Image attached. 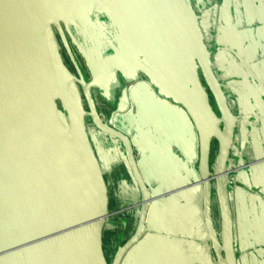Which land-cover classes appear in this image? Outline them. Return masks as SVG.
Masks as SVG:
<instances>
[{"label": "water", "instance_id": "obj_1", "mask_svg": "<svg viewBox=\"0 0 264 264\" xmlns=\"http://www.w3.org/2000/svg\"><path fill=\"white\" fill-rule=\"evenodd\" d=\"M219 50L235 57L264 101V81L245 56ZM213 54L193 0H0V264H122L148 232L182 238L193 254L207 246L210 264H238L229 159L238 134L243 148L250 143L241 121H264V112L233 111ZM144 86L190 119L199 140L195 163L139 126ZM121 118L184 169L160 182L166 231L148 228L154 185L132 135L117 125ZM89 119L121 143L140 196L134 231L110 261L104 236L113 213ZM191 170L196 179L187 187L200 186L205 237L195 225L190 234L171 229L169 183Z\"/></svg>", "mask_w": 264, "mask_h": 264}, {"label": "crops", "instance_id": "obj_2", "mask_svg": "<svg viewBox=\"0 0 264 264\" xmlns=\"http://www.w3.org/2000/svg\"><path fill=\"white\" fill-rule=\"evenodd\" d=\"M193 3L201 15L206 42L214 51L213 62L224 64L232 74L231 79L234 74L238 79L236 83H230V78H225L223 82L218 76L225 91L227 88L224 83L227 81L228 86L234 88L233 92L240 95L239 90L244 89L251 94L245 100L254 99L257 105L262 106L251 104L255 105L252 109L248 103L240 101L235 108L228 94L233 111L238 115L263 113L264 101L245 78L238 61L230 53L219 49L231 47L239 51L264 81V0H193ZM143 89V97L136 98L135 107L138 124L143 132L157 143L169 145L184 161L195 163L199 140L188 116L181 109L160 100L149 87L144 86ZM103 117L108 119L110 115L104 113ZM117 125L132 135L141 171L149 184L154 185V205L149 214L148 228L166 231L167 195L164 194L165 186L160 182L182 173L184 169L170 155L159 151L149 142L130 119L121 118ZM89 131L108 187L114 198L118 199V204L122 205V201L127 200L123 193L132 188L139 199L121 143L94 126ZM240 132L249 134L250 143L243 148L238 134L229 159L233 177L230 197L235 248L238 264H264V121L245 119L240 123ZM193 179L196 176L191 170L186 176L169 183V189L173 191L169 196L171 229L174 233L190 234L195 225L198 231L196 235L205 237L200 186L187 187L193 183ZM135 221L134 216L130 220L132 229ZM117 235L119 244L127 237L124 231ZM122 264H210V253L207 246H202L200 254L190 253L184 239L148 232L126 255Z\"/></svg>", "mask_w": 264, "mask_h": 264}, {"label": "rangeland", "instance_id": "obj_3", "mask_svg": "<svg viewBox=\"0 0 264 264\" xmlns=\"http://www.w3.org/2000/svg\"><path fill=\"white\" fill-rule=\"evenodd\" d=\"M214 67L216 69V72H217L218 76L223 80V82H224L225 78L226 79L230 78L229 79L230 83L231 82L232 83H236V81L238 80L237 77H235V74L232 76L234 78L231 79V75L232 74H230L229 71L226 70V67L224 66V64L222 65L220 62H218V63L214 62ZM224 84H225V86L227 88L226 92H227V94H229V96H230L229 98H231L230 100H231V102H232V104H233V106L235 108H237V103L240 102V101H242L244 104H245V102L248 103V106L251 107L252 109L255 108V105H251V104H256V106L262 107L259 104L257 105V102L254 99H251L250 101H249V99L245 100L247 98H250V96H251V94L247 93L246 90L240 89L238 93H241V94L238 95L237 93L233 92L234 88H231V87L228 86L227 81H225ZM215 151H216V149H215ZM123 194H124V198L126 197V199H128V200H131V201L133 200L134 201V200L138 199L137 196H136V191L134 190V188H132L130 191L124 192ZM137 212H138V209H135L134 210V216L135 217L137 215ZM120 220L121 219H119L118 216H115L114 218L112 217V219L109 220V222L107 224V227H106V230H105V240H106L105 241L106 242V244H105L106 247L105 248H106L107 255H108V257L110 259H112L113 254L116 251L117 246L119 245V239H118L117 232L118 231L119 232L123 231L122 224H121ZM113 225L117 226V230H118L117 232H114L112 230Z\"/></svg>", "mask_w": 264, "mask_h": 264}, {"label": "flooded vegetation", "instance_id": "obj_4", "mask_svg": "<svg viewBox=\"0 0 264 264\" xmlns=\"http://www.w3.org/2000/svg\"><path fill=\"white\" fill-rule=\"evenodd\" d=\"M72 50H73V52H74V54L76 55V58L78 59V61H79V63H80V65H81V67H82V70H83V72H84V74H85V76L87 77V74H86V70H85V67H84V63H83V60L81 59V57L79 56V54L77 53V51H76V49H75V47L74 46H72ZM62 53H63V56H64V59H65V62L68 64V66L71 68V69H73V66H72V63H71V61H70V59H69V56H68V54H67V52H66V50L64 49V48H62ZM95 98H96V101H97V107H98V109H99V112H101V114H104V113H108L109 115H110V113L108 112V106H107V104L98 96V94L95 92ZM100 102V103H99ZM88 124H89V128L91 127V126H94L93 125V123H92V121L89 119L88 120ZM95 127V126H94ZM215 149H216V144L215 145H213V154H214V151H215ZM109 195H110V210H111V212L113 213L112 214V216L113 215H115V216H118L119 217V219H121V224H122V229H123V231H124V233H126V235H127V237H126V239H124V241L125 240H127L131 235H132V233H133V231H134V228H135V226H134V228L132 229V227H131V225H130V220L133 218L134 219V216H133V214H134V210L135 209H138V207H137V205L139 204V202H140V196H138L139 197V199H137V200H125V201H122V205H119L118 204V199H115L114 198V196H113V194L111 193V191H110V189H109ZM138 195H139V193H138ZM117 204V205H116ZM111 216V217H112ZM110 217V218H111ZM110 220V219H109ZM135 223H136V221H135ZM134 225V224H133ZM113 231L114 232H117L118 230H117V226L115 225L114 226V229H113ZM119 232V231H118ZM117 232V233H118ZM106 240H105V236H104V242H105ZM123 240L120 242V244L121 243H123L124 242ZM105 244H106V242H105ZM119 244V245H120ZM118 245V246H119ZM117 246V247H118ZM105 247H106V245H105ZM117 249V248H116ZM105 250H106V248H105ZM107 253V252H106ZM115 253V252H114ZM114 255V254H113ZM107 257H108V255H107ZM108 259H109V261L111 260L109 257H108Z\"/></svg>", "mask_w": 264, "mask_h": 264}]
</instances>
